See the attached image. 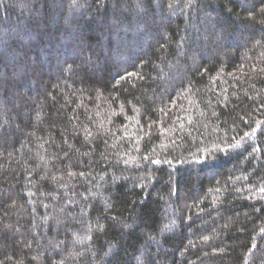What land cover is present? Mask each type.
<instances>
[{
  "label": "trees",
  "instance_id": "obj_1",
  "mask_svg": "<svg viewBox=\"0 0 264 264\" xmlns=\"http://www.w3.org/2000/svg\"><path fill=\"white\" fill-rule=\"evenodd\" d=\"M0 264H264V0H0Z\"/></svg>",
  "mask_w": 264,
  "mask_h": 264
}]
</instances>
